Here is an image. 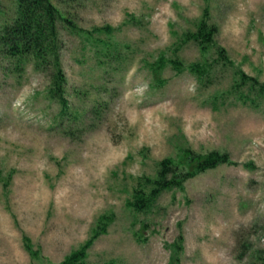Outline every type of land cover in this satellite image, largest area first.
Masks as SVG:
<instances>
[{
  "label": "rangeland",
  "instance_id": "obj_1",
  "mask_svg": "<svg viewBox=\"0 0 264 264\" xmlns=\"http://www.w3.org/2000/svg\"><path fill=\"white\" fill-rule=\"evenodd\" d=\"M53 2L75 25L59 22L68 111L47 96L44 73L30 64L17 76L0 57V264H60L102 214L113 222L85 264H169L167 245L180 233L182 264H261L264 100L245 104L230 88L236 68L264 81V0ZM16 6L0 0V28ZM204 13L232 63L210 54L201 83L187 65L204 57L184 38ZM105 25L114 31L90 33ZM88 35L109 39L114 54L98 53ZM162 54L181 69L168 61L158 85L149 65ZM185 147L226 150L236 163L165 191L153 211L132 210L139 179Z\"/></svg>",
  "mask_w": 264,
  "mask_h": 264
},
{
  "label": "trees",
  "instance_id": "obj_2",
  "mask_svg": "<svg viewBox=\"0 0 264 264\" xmlns=\"http://www.w3.org/2000/svg\"><path fill=\"white\" fill-rule=\"evenodd\" d=\"M60 21H67L70 27H75L72 20L63 15L53 0H17L13 17L0 28V57L5 63L4 69L17 76L22 75L25 67L30 64L35 70L44 73L49 78L47 96L61 106L60 113L64 115L68 111L69 99L67 96L68 77L61 56L63 41L60 35ZM98 31L111 34L114 28L105 25L96 27L90 33ZM217 33V24L210 22L207 14L204 13L196 30L185 34L184 40L190 39L196 42L204 57L203 63L192 62L187 65L201 83L208 81L213 69L212 63L207 61V56L210 54H216V60L223 65L232 63L227 49L218 43ZM87 37L89 43L92 42L94 46H97L98 53L114 54L116 48H113L109 39L90 35ZM168 61L174 68L181 69V62L178 59L168 60L163 54L155 63L149 65L158 85L162 84V78L159 75ZM235 70L236 78L231 85L230 92L235 94L238 101H243L245 104L251 103L255 106L260 104V101L264 100V81L237 68ZM242 84H246L247 88L240 89L239 86ZM223 163H236L226 150L213 149L199 152L191 147L182 148L176 158L165 157L158 162L154 177L139 179L133 188L131 197L127 200V205L136 212L153 211L162 193L174 188L183 190L188 179ZM245 164L250 166V163ZM113 218L111 214H102L90 236L71 250L60 264H85L89 249L101 234L108 231ZM134 234L138 241H142V235L138 231ZM184 239L183 233H180L173 242L167 245L171 252L169 264H182V254L185 250ZM24 246L33 257L41 252L29 236L24 237ZM261 264H264V259Z\"/></svg>",
  "mask_w": 264,
  "mask_h": 264
}]
</instances>
